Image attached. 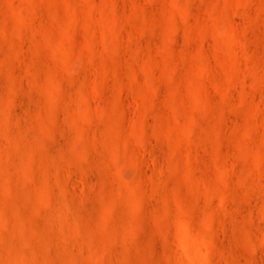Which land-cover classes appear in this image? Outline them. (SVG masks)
I'll use <instances>...</instances> for the list:
<instances>
[{
	"label": "rangeland",
	"instance_id": "374dc122",
	"mask_svg": "<svg viewBox=\"0 0 264 264\" xmlns=\"http://www.w3.org/2000/svg\"><path fill=\"white\" fill-rule=\"evenodd\" d=\"M0 264H264V0H0Z\"/></svg>",
	"mask_w": 264,
	"mask_h": 264
},
{
	"label": "bare ground",
	"instance_id": "6f19581e",
	"mask_svg": "<svg viewBox=\"0 0 264 264\" xmlns=\"http://www.w3.org/2000/svg\"><path fill=\"white\" fill-rule=\"evenodd\" d=\"M99 33H100L101 35H103V34L108 33V31H107L106 27L102 26L101 29L99 30ZM47 109H48L49 111H56L55 106H54L53 104H51V103H49ZM34 115H35V116H38L37 113H35ZM24 117L26 118V117H30V116H29L28 114H26V115H24ZM119 140L121 141V139H118V141H119ZM62 192H63V194H65V195H69V192H68L66 189H63ZM45 223H47V222H45ZM25 247H28V246L25 245ZM5 248H6V247H5ZM6 250H7V248H6ZM6 250H5V251H6ZM5 251H4V252H5ZM7 251H8V250H7Z\"/></svg>",
	"mask_w": 264,
	"mask_h": 264
}]
</instances>
